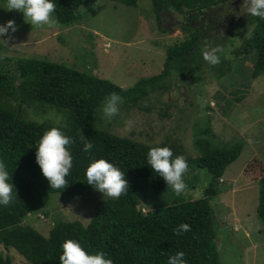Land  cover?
Returning a JSON list of instances; mask_svg holds the SVG:
<instances>
[{"label":"rangeland","instance_id":"1","mask_svg":"<svg viewBox=\"0 0 264 264\" xmlns=\"http://www.w3.org/2000/svg\"><path fill=\"white\" fill-rule=\"evenodd\" d=\"M241 4V0H226L191 13L164 9L160 12L164 30L157 27L150 0H138L135 7L88 0L78 8L77 23L63 26L57 22L40 29L31 28L21 13L0 8V24L13 20L16 26L15 32L0 37L6 40V45L0 43V69L14 70L20 57L41 58L128 88L142 77L164 71L167 47L188 37L183 25L193 29L198 45L182 58L183 65H191L190 74L185 71L181 76L175 68L163 77L164 89L135 106L120 104L119 114L110 121L102 117L98 107L92 123L149 144L175 139L191 157L197 155L194 132L211 139L217 148L239 143V155L225 168L218 193L210 200L214 240L220 264H264V228L256 215L259 179L264 176V74L254 79L250 76L254 52L233 54L251 35V16L239 13ZM204 46L221 48L223 63L209 66L202 59ZM216 69L224 74L214 77ZM25 111L29 119L62 123L61 115L50 107L34 106ZM127 120L132 121L131 129L124 131ZM183 179L186 190L179 195L183 200L203 197L209 181L204 168L191 164ZM179 196L170 190L162 194L146 191L140 207L146 211ZM108 199L95 190L73 197L53 193L44 207L26 216L23 223L43 236L58 222L78 220L86 225ZM0 254L9 255L12 264H30L2 244Z\"/></svg>","mask_w":264,"mask_h":264},{"label":"trees","instance_id":"2","mask_svg":"<svg viewBox=\"0 0 264 264\" xmlns=\"http://www.w3.org/2000/svg\"><path fill=\"white\" fill-rule=\"evenodd\" d=\"M87 1L55 0L56 21L63 26L77 23L80 20L78 8ZM111 1L135 7L138 0ZM150 1L157 27L164 30L160 19V12L164 9L191 13L226 0ZM249 20L252 22L251 35L233 54L237 57L255 53L250 75L254 79L264 74V20L252 16ZM182 28L188 31V37L167 47L166 69L142 77L128 88L41 58L20 57L15 60L14 70L0 69V161L5 163L9 182L15 191L12 202L0 207V244L4 249L13 248L30 264H60V243L73 239L79 241L86 252L105 253L113 264H166L167 257L176 251L184 252L187 264H220L210 200L217 195L219 179L239 155L241 145L217 148L211 139L194 132L193 145L197 155L191 157L175 139L165 138L149 144L97 128L92 123L94 113L108 94H119L123 97L122 104L132 107L153 92L164 89L163 77L171 70L178 69L181 76L185 71L190 74L191 65H183V54L198 44L195 31L186 25ZM222 63L220 57L217 65ZM214 72L217 78L218 74H224L220 69ZM34 106L54 109L61 115L62 123L27 118L25 109ZM51 127H59L72 138L68 148L73 167L65 178L66 186L59 190L49 188L35 163V143L43 131ZM81 135L92 144L87 153L82 151ZM153 146H167L174 156L185 157L188 168L195 164L207 171L209 181L203 189V197L183 200L179 196L155 204L146 211L140 207L146 191L162 194L169 190L162 178L146 165V153ZM94 158H104L124 171L128 184L126 193L103 202L86 225L78 220L58 222L50 228L47 236H43L23 223L26 216L44 207L50 194L70 197L90 194L94 189L85 183L83 173ZM259 183L256 215L264 228V176ZM181 223L187 224L189 231L174 234L173 229ZM0 264H12L9 255L0 254Z\"/></svg>","mask_w":264,"mask_h":264},{"label":"clouds","instance_id":"3","mask_svg":"<svg viewBox=\"0 0 264 264\" xmlns=\"http://www.w3.org/2000/svg\"><path fill=\"white\" fill-rule=\"evenodd\" d=\"M0 2L3 5L0 8L21 13L23 20L31 28L53 27L57 23L54 16L55 0H0ZM239 13L264 20V0H242ZM15 31L16 26L13 20L0 24V37ZM0 43L6 45V40L0 39ZM221 52L222 49L219 47L204 46L201 50L202 59L209 66H215L220 62L219 53ZM122 103L123 97L115 92L105 96L99 106L102 117L110 121L119 114V105ZM131 125V120L125 121L124 131H129ZM80 138L83 144L82 151L89 152L92 148L91 142L82 135ZM71 143L72 138L65 135L59 127H51L43 131L35 143V163L51 189H63L67 184L65 178L73 167V157L68 148ZM146 165L162 178L173 194L179 196L185 192L186 185L183 177L188 164L184 156H174L167 146H153L149 147L146 153ZM83 174L85 183L101 196L117 199L127 192L128 184L124 171L104 158L91 159L84 168ZM9 180V171L5 163L0 161V207L8 206L13 200L15 191ZM187 231L189 226L185 223L173 229L176 235H182ZM59 249L60 264H113V261L106 258L103 252H86L77 240L65 239L60 243ZM184 255L183 251H176L167 257L166 264H187Z\"/></svg>","mask_w":264,"mask_h":264},{"label":"flooded vegetation","instance_id":"4","mask_svg":"<svg viewBox=\"0 0 264 264\" xmlns=\"http://www.w3.org/2000/svg\"><path fill=\"white\" fill-rule=\"evenodd\" d=\"M241 2H242V0H241Z\"/></svg>","mask_w":264,"mask_h":264}]
</instances>
